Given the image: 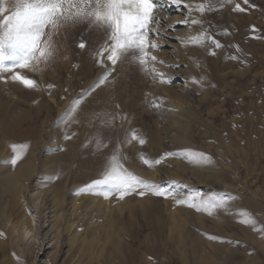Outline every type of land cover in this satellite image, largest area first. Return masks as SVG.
Segmentation results:
<instances>
[{
  "label": "rangeland",
  "instance_id": "rangeland-1",
  "mask_svg": "<svg viewBox=\"0 0 264 264\" xmlns=\"http://www.w3.org/2000/svg\"><path fill=\"white\" fill-rule=\"evenodd\" d=\"M212 2L217 10L202 16L193 11L192 15L204 21L208 33L222 45L220 48L210 42L205 47L180 45L177 38L190 34L187 26L178 23L187 16V9L186 16L171 14L168 8L174 5L166 2L163 10L154 12L164 24L176 27V31H166L156 26L167 38H157L160 50L153 52L165 62L155 64L157 71L171 83L154 81L130 56L115 66L109 61L100 66L95 53L107 37L104 28L89 29L86 24H77L61 29L55 38L56 56L43 72L16 70L36 79L38 89L13 81L11 73L0 74V153L8 148L4 146L7 133L27 137L39 157L41 174L44 160L51 163L63 153L69 140L65 136L76 135L84 109H94L106 89H110L117 96L116 110L108 116L113 117V123L104 121L103 126L107 136L111 133L124 146L128 169L175 193L176 198L199 192L203 197H222L224 206L209 215L176 205L172 196H140L133 192L122 200L115 195L108 198L115 211L106 219L85 195H78L81 205L76 223L79 222L81 237L70 246L69 239L61 234L58 254L53 256L55 232L49 197L44 194L42 199H34L39 183L35 176L24 201L31 209L35 230L20 247L9 249L10 258L14 252L13 257L17 256L20 264H44L46 260L53 264H207L210 251H233L244 259L257 257L255 251H264L260 245L264 238V0H249L248 5L234 0L222 8L221 0ZM235 3H240L245 11H233ZM198 31L199 26L191 27L192 34ZM81 36L86 38L84 49L77 47ZM172 44L176 47L172 48ZM233 56L237 59H231ZM109 70L107 80L89 91ZM193 78H202V82L192 83ZM49 84L54 87L49 89ZM81 97L76 111L65 119L69 116L67 109ZM154 100L162 101L160 108L152 107ZM99 119L91 120L94 133L96 123L102 122ZM132 130L145 139L144 145L137 141L124 143ZM167 152L179 155L168 157L153 168L139 159L140 153L155 159ZM188 152L205 153L211 159L197 163L184 155ZM52 179L48 175L40 180L45 190ZM71 195L65 196L64 207ZM101 198L95 195V199ZM246 218L250 223H242ZM2 230L9 240L16 238L9 225ZM111 235L122 250L114 251ZM93 237L96 251L92 257ZM214 261L224 264L223 258L214 256Z\"/></svg>",
  "mask_w": 264,
  "mask_h": 264
},
{
  "label": "snow or ice",
  "instance_id": "snow-or-ice-1",
  "mask_svg": "<svg viewBox=\"0 0 264 264\" xmlns=\"http://www.w3.org/2000/svg\"><path fill=\"white\" fill-rule=\"evenodd\" d=\"M166 2L178 9L181 5L183 9H187V16L178 23L187 26L190 34L177 38L181 46L205 47L206 43L210 42L215 48L222 47L219 41L208 33L204 27V21L192 15L193 11L202 16L207 12L217 10L212 0L195 4L188 3L186 0H0V74L11 73L13 81L19 82L28 89H38L39 84L36 79L23 75L21 71L16 70H27L33 73L43 72L56 56L57 42L55 38L60 35V30L75 27L77 24H86L89 29L104 28L107 31L104 43L95 53L100 66H103L105 61H109L115 66L122 58L130 56L152 75L154 81L162 84L171 83V80L167 79L164 73L158 72L155 67L156 63L164 64L165 62L158 60L157 56L153 54L154 51L160 50V45L156 43V39L167 38L157 31L156 26L166 31H176L175 25H166L154 15L157 9L163 10ZM233 2L234 0H221L220 7ZM243 3L248 5L249 0H243ZM249 6L254 7V5ZM232 10L244 12L245 8L241 7L240 3H235ZM193 25L199 26V31L195 34L191 33ZM253 30L255 31L254 27ZM86 46V38L81 36L77 47L84 49ZM237 51H239L238 47ZM210 54L215 55V52H210ZM231 59H237V57L233 56ZM167 66L172 67L171 65ZM176 67H180V65L177 64ZM110 74V70L106 71L104 76L91 86L89 91L95 90L107 80ZM191 82L199 84L202 82V78L201 80L193 78ZM52 87L54 85H48L49 89ZM87 94L86 91L85 95ZM82 99L83 97L73 101L67 109L69 116H66L65 119H68L76 111ZM161 103L162 101L157 103L154 100L152 107L160 108ZM65 139H71V136L66 135ZM133 141H137L140 145L146 143L145 139L135 130H132L125 137L124 143L130 144ZM96 145L97 148L106 146L102 144L99 134L96 136ZM10 147L14 156L9 162L15 167L18 161L23 159L28 146L12 144ZM177 155L179 154L167 152L159 158L150 159L144 153H140L139 159L148 168H153L155 165L161 164L166 158ZM184 155L201 164L207 163L211 159L205 153L188 152ZM125 159L127 157L121 155L118 144L108 157L106 165L98 174V178L79 188L75 194L98 195L104 199L115 195L121 200L133 192H138L140 196L146 193L165 198L172 196L176 205L187 206L197 212L202 211L209 215L224 206L222 197L219 199L215 196L203 197L199 192L187 198H176V194L168 189L133 174L122 162ZM242 223L248 224L250 220L246 218ZM2 236L4 233L0 232V237ZM208 238L218 239L214 236ZM18 264H20L19 261Z\"/></svg>",
  "mask_w": 264,
  "mask_h": 264
},
{
  "label": "bare ground",
  "instance_id": "bare-ground-1",
  "mask_svg": "<svg viewBox=\"0 0 264 264\" xmlns=\"http://www.w3.org/2000/svg\"><path fill=\"white\" fill-rule=\"evenodd\" d=\"M168 9L171 14L175 13L186 16V11H184L186 9H183V7L178 9L176 6H171ZM173 44L171 47L175 48L176 46ZM115 96L116 95H114L110 89H106L105 94L98 100L94 109L92 108V110L89 111L87 108L84 109L85 112L81 114V125L79 127L74 125L78 127V129L76 128L77 130L75 129L76 135L67 140L65 149L60 157L58 156L51 163L50 160L47 159L43 161L41 174L40 172L38 173V167L40 166L39 157L35 155V148L33 149L29 145L28 138L24 136H13L7 133L9 136H7L8 138H6L4 146L8 148L1 150V153L4 155H2V159L0 160V232L4 233L2 228L9 225L10 230L17 235L16 238H12L11 240H9L5 233L4 236L0 237V264H10L9 262L18 264V261L16 262L17 256L13 257L14 252H12L11 258L8 256L7 252L9 249L13 250L14 247H20V243L25 241L28 233L31 234L35 230L31 209L24 203L25 199L28 198L27 193L30 190L32 179L35 176L38 177L39 183L38 187H36L37 192L34 195V199L40 200L43 198L41 195L44 196V194H47L49 197L48 206L52 214L50 217L51 224L55 232L53 256H57L58 254L61 234H65L69 239L70 246H74L78 239H80L81 234L78 229L79 222L77 224L76 221L80 214L81 203L80 198L75 192L86 184L91 183L93 179L98 178V174L106 165L108 157L118 144L121 155L123 156L124 146H122L118 139L111 133H108V137L106 135L107 129L103 126L104 121L113 123V117L108 116L114 109ZM78 118L80 119V117ZM97 118H100L99 120L102 122L96 123L98 120L95 122L97 127L94 133V126L91 120ZM88 120L90 123H86ZM83 121L86 122L82 124ZM97 134H99L102 144L106 146L97 148ZM89 141L91 142L89 143ZM12 144H24L28 146L25 150L23 159L18 161L15 167L8 163V159L14 156L10 147ZM86 144L87 146H85ZM50 148L51 146H48V149ZM122 162L125 167L128 168L127 159L122 160ZM48 175L53 176V179L51 186L45 190L40 180L46 179ZM67 193L72 194L71 200H67V204L64 207ZM81 195H85L87 201L92 202L98 211L102 212L103 217L106 219L113 215L115 209L109 204L108 199L101 198L98 200L95 199V195ZM261 211L264 214V208H262ZM85 217L86 213L82 214V218ZM110 239L114 251L122 250L119 241L114 236L111 235ZM94 240L95 237H93L90 242L92 257L96 251ZM26 243L28 242L26 241ZM260 245L264 248V238L260 240ZM100 252L103 254L104 251ZM228 252L229 251H210L206 258V263L216 264L214 261L215 256L223 258L224 264H264V251H255L258 255L257 257L246 259L240 257L236 252ZM111 254L109 255L110 258ZM44 264L53 263L50 260H46Z\"/></svg>",
  "mask_w": 264,
  "mask_h": 264
}]
</instances>
